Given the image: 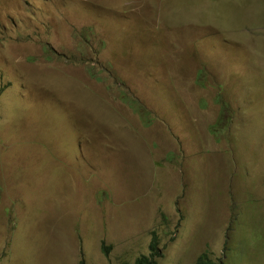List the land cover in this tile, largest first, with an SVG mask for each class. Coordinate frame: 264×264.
Segmentation results:
<instances>
[{
  "label": "rangeland",
  "instance_id": "obj_1",
  "mask_svg": "<svg viewBox=\"0 0 264 264\" xmlns=\"http://www.w3.org/2000/svg\"><path fill=\"white\" fill-rule=\"evenodd\" d=\"M264 264V0H0V264Z\"/></svg>",
  "mask_w": 264,
  "mask_h": 264
},
{
  "label": "trees",
  "instance_id": "obj_2",
  "mask_svg": "<svg viewBox=\"0 0 264 264\" xmlns=\"http://www.w3.org/2000/svg\"><path fill=\"white\" fill-rule=\"evenodd\" d=\"M152 238L148 245V253L140 254L133 262H122V264H154L155 257L160 256V247L158 243V238L155 233H152ZM195 264H228L225 260V254L217 258H213L209 251L201 252L196 260Z\"/></svg>",
  "mask_w": 264,
  "mask_h": 264
}]
</instances>
